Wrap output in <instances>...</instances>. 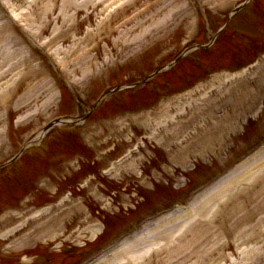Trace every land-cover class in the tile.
Segmentation results:
<instances>
[{
	"label": "rangeland",
	"instance_id": "rangeland-1",
	"mask_svg": "<svg viewBox=\"0 0 264 264\" xmlns=\"http://www.w3.org/2000/svg\"><path fill=\"white\" fill-rule=\"evenodd\" d=\"M12 1L19 7L20 11L27 12V17L29 16L28 18L31 24L35 27L44 23L43 20L45 18L54 16V14L53 16H46L48 13L54 10L57 14L61 7V3L58 2L59 0H36V2L33 3H29L32 0ZM178 1L179 0H173L174 3L169 5L166 2L165 4L167 5L161 3L157 5V11L146 12L144 16L142 14L136 19L126 23L119 35L121 43L117 46V50H113L112 52L113 55L111 58L114 59L104 64V53L103 49L100 48L97 51V67L94 68L97 72L95 76L82 83L78 82L77 79L79 72L74 71L77 79V88L72 87V92L66 94V98L63 99L60 105H50L47 111H42L41 114L39 113L41 111L40 107V110L35 114L33 119L26 123L19 124L20 119H15L14 116L22 114L25 106L29 107L34 97H29L26 100L21 97V92L25 89V84H23L21 88L14 93L13 97H15L14 100H17L16 97H18L19 101L25 106L9 113L2 105L3 102L1 100L4 98L0 96V164L10 159L19 151L21 144L34 127L43 126L45 122L51 120L58 113H64L68 119L79 121L90 109L102 90L113 88L126 82L136 81L144 74L154 70V67L163 66L168 63L180 51L184 32L188 29L186 22L187 14L191 16L190 19H196L197 15L200 13H205L206 17L210 18V20H208V25L212 27V29H206L204 26L201 28L202 31H200L199 41H206L207 37L209 38L210 31L219 25L222 13L224 12L225 14L226 12V10H224L219 11L218 13L220 14H215V11L211 9L215 6V3L225 2L228 5V9L231 10L244 0ZM262 3L264 5V0H262ZM258 4L242 12L238 16L239 18L233 21L238 24L237 28L242 32L241 34L246 35L247 33L244 32L250 30L257 33L255 35L264 37V16L262 8H256ZM141 5L142 4H137L135 8ZM162 6L163 8L159 10ZM75 9H82V12H75L73 8L70 9V13L74 11L77 13L76 15L79 14L73 21V26L82 29L86 25H94L95 18L92 19V15L88 20L84 19L81 15L94 12L90 4L75 7ZM260 10L262 13L257 12ZM123 11L124 10L120 11L115 19L121 18L124 15ZM246 12L248 15H246ZM175 14L176 16H174ZM246 21H248V24H244ZM51 25L57 24L51 22L50 25H42L45 34H47V31L51 30ZM39 28H41V26ZM69 32H74L77 36L79 34L72 30ZM119 33L120 31H118V34ZM75 37V35L70 34L65 39H62L64 43L67 44L70 42V39H74ZM259 41V43L264 46V38H260ZM224 54L239 57L236 61H242L252 56L247 52L245 44L234 38L231 40L227 39L225 44L221 46L220 51L213 53V55H209L208 58L214 61L215 65H219L221 62L224 64ZM3 69L4 68L0 66V72H2ZM178 72L179 70L173 72L169 76H162L161 80L163 82H172L175 86L182 85L183 83L179 81ZM0 84V92L4 93L3 90L6 87L5 85H10V82L6 83V81L1 80ZM138 89L139 87L135 88V90ZM153 90L156 93V97L153 93H146L143 91L139 92L137 96H129L127 98L121 97L118 104L112 102L114 99L110 100L111 98L109 99V97H107V99L104 100L108 102L104 107L106 111L103 112L101 111L102 109H100V113L98 112L96 115L91 114L89 119L80 126L78 132L86 133L90 128H95L98 133L94 137L86 139V144L82 147L84 150H88L87 158L89 161H93V166L87 163L81 164V169L77 173L64 176L67 179V183L64 185L63 189L57 183L58 178L60 181L63 180V174L59 173L57 175L54 173V182L48 181V183L57 185L55 187L46 186L45 191L40 193L41 195H39V193L37 194L39 200L35 201V203H37L45 199H52L60 192L70 190L72 193L70 199L74 200V203L81 202L80 208L70 209L66 214L61 213L58 217L54 216V218L47 221V223H42L41 226L47 224L46 228H48L45 230L44 234L39 238L30 239L14 247L8 244V240H3L0 234V264H71L72 261L76 259L75 255L77 253H74L75 251H89L90 247H94L101 243L108 236L109 233L104 232L95 239L93 230L97 229L95 225H97L96 223H98V221L104 220L116 227L122 224L125 218L130 220L141 212H144V215H150L153 212L151 211L152 205L157 202L161 203L165 201L167 203H165L163 207H167L177 202L178 199L184 195L180 197L183 188L179 191L175 190L176 186H178V180L185 178L186 175H193V178H198L208 170H212L209 175L210 177L221 174L227 171L238 158L252 150L256 145L258 146L264 138L263 104L261 111L257 115L256 112L253 113V120L249 119L247 123L239 124L240 128L236 133L231 131L232 133H227L226 135L233 139L235 142L232 140L229 141L236 145L240 143L237 142L240 138L244 137V143L250 140L253 131L257 132V139L251 140V142L245 144V146L240 149L236 148V146L232 149L230 144H226L222 149H217L218 147L216 144L214 148L207 149L204 154L205 157H198L195 160L194 165L197 169L196 174H194L195 170L194 172L181 175L182 172L180 169H177L170 177L162 175L158 177V181H153L152 183L146 181L145 184L142 185L136 178H139L138 176H144L145 178L149 177L150 171L158 165V168L164 167L165 165L163 164L166 158L165 149L168 147H165L163 150V148H160L155 142L148 143L144 137L149 135L151 130L150 128L147 129V127H140L138 124L139 120L131 123L129 127L125 125V122L128 124L127 120H129L135 112L153 106L159 97H166L172 93V91L166 87ZM47 98V94H40L37 101L43 100L41 103L42 106L44 100H47ZM103 117L105 118L102 120L101 118ZM107 120L108 122H106ZM12 124H14V127H12ZM2 126H4V131L2 130ZM64 143H62L60 138L58 143L52 145L50 152L57 153L63 150L73 151L71 147L65 149ZM136 146L140 147L134 148ZM132 148L134 150L130 154V159L135 160L136 163H134L133 160H130V163L137 165L136 172L125 174V164L120 162L115 167L121 171L120 174L122 177L118 179H111L108 176L103 177L104 183L101 185L100 181H102V179L97 177V169H99L102 164L117 159L122 156L124 152ZM216 149L222 152L221 156L228 157L227 162L223 165L220 164V157H214V150L216 151ZM234 150L237 152L235 151L236 153L231 156V151ZM35 152H37V150H32L28 156L23 157V159L28 160V167H24L17 172H11V179L3 178L1 180L0 190H2L1 187L4 189V192L6 189L8 190L0 194V203H11L12 199L19 196L25 188H20L23 185L21 178L23 176H26L28 179L35 177L39 171H37V169L33 170L34 168H44L42 169L44 171L60 169V164L48 165L45 163L44 157L41 156L39 152L36 154ZM193 158L194 157H192V159ZM139 159L140 161H138ZM216 165H221L222 167L219 169ZM92 174L95 179H92ZM87 176L88 181L91 182L88 186L93 187L91 188L92 191H88V189L79 190L77 188L78 184L83 181V179L86 180ZM19 180L20 182L16 184ZM131 190L137 191L138 195L134 197L128 195L127 193L131 192ZM52 191H56V193L49 198H44ZM114 191H116L114 194H110ZM114 195L116 196L115 198L113 197ZM105 202L109 204V206H106L107 209H101L100 207H103L105 205L103 203ZM99 203L100 207L98 206ZM135 205L137 206L136 209L135 207L133 208ZM65 206L66 205L63 204L60 205L58 207V212L62 211L63 208L65 209ZM238 221L236 220L235 226L239 225ZM9 223H14L13 218L6 222H1L0 231L7 229V227L10 226ZM30 226L33 225L30 224ZM230 252L231 251H229V253ZM9 258H12L11 262L8 260ZM63 259L65 261H63ZM212 260L213 263L211 264H219L222 259L217 258L214 261L212 258ZM229 262L230 261L227 260L225 264H229Z\"/></svg>",
	"mask_w": 264,
	"mask_h": 264
},
{
	"label": "bare ground",
	"instance_id": "bare-ground-1",
	"mask_svg": "<svg viewBox=\"0 0 264 264\" xmlns=\"http://www.w3.org/2000/svg\"><path fill=\"white\" fill-rule=\"evenodd\" d=\"M91 1L93 0H85L82 3L83 5H87L90 3L92 4ZM33 2H36V0H32V3ZM163 3H165V1H163ZM70 5L74 8V11L76 12L75 7L76 5L80 6V3L78 2V0H62L60 11H58L56 14V17L60 16L62 18V20L59 21L60 28L64 27L67 20L69 19L68 9ZM92 5L93 8L97 7L94 4ZM101 9L105 8L102 7ZM104 25L105 24H102V26ZM102 31L103 28L85 29L86 33H97ZM89 40H91V38L88 36V34H86L83 38V41ZM1 48L7 51L3 46H1ZM86 50L88 51L89 49L86 48ZM7 52L9 53V51ZM79 57L81 59L83 57V54L79 55ZM85 61L87 62L86 66H89L91 63L95 62V60L89 61V58ZM11 65L12 69L18 68L20 65H22V60L20 58H17L14 62L11 63ZM84 70H86V68H84ZM71 71L74 72L73 69ZM84 75L85 72L82 73V76ZM4 76L5 74L2 76V78ZM251 157H249L248 159L253 160V158H255ZM251 160L249 162H251ZM246 161L247 160H245V162ZM263 166L264 157L254 159V162L251 165H249V163L247 167L244 165L238 172H236L237 174H233L230 177L228 176L227 179L223 181L219 187H216L215 189H212L211 192H209L210 194L206 196V199L203 202H200V204H198L202 208L200 214L188 215L186 221L184 223H181L176 228L170 227L164 229L163 231L151 228L149 231V234L151 232V236L150 238L145 240L143 244L138 241L131 242V240L129 241L130 243L125 242L123 244V247L115 250L112 254L116 255L119 259L123 260H125L128 256H131L130 260H137L138 262H140V264L148 257V255L152 257L151 264H206V252L209 248L208 240L217 237L219 235V229L223 226V223H220L219 226L216 225L214 215L212 217L210 216V219L208 218L207 220H204L205 218H207L206 216L210 213V211L211 213L217 212V209L213 210V208L211 207V203H217L219 207L218 209L220 212V216L224 219V222L228 223V226L232 225V227L235 228L236 226L234 225L235 221L233 219V216L236 218L237 212H239L240 207L233 205L230 209L226 206L229 202L243 200V194L239 193V190L242 193H244L245 190L254 193L253 195L248 196L249 203L254 202L256 198L260 197L261 195H264ZM259 173H261L260 183L257 185H253L251 181ZM195 199L198 200L199 198ZM220 202H222V207H220L219 205ZM256 208H261V205L253 207V209ZM244 209H248V207L245 206ZM262 221H264V218L262 219ZM257 228H260L262 230V227H258V224H256L255 229L253 231H256ZM47 229L48 228H46V230ZM178 231L179 233L176 234L175 232ZM93 232L96 234L97 230L95 229L93 230ZM30 237L31 236H28L23 241L25 242ZM252 237V235L248 233H246L245 235L244 233L240 234L239 240L243 239L241 244L245 245L248 240H250L251 242L256 240H252ZM149 248H152L151 253L147 252V249ZM214 249H216V245ZM161 254L163 255L161 256ZM154 255L155 257H153ZM101 264L105 263L102 262Z\"/></svg>",
	"mask_w": 264,
	"mask_h": 264
}]
</instances>
